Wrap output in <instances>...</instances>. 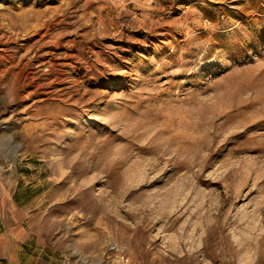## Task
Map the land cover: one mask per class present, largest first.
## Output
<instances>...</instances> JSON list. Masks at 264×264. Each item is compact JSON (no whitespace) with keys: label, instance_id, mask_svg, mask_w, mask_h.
I'll return each instance as SVG.
<instances>
[{"label":"rangeland","instance_id":"374dc122","mask_svg":"<svg viewBox=\"0 0 264 264\" xmlns=\"http://www.w3.org/2000/svg\"><path fill=\"white\" fill-rule=\"evenodd\" d=\"M0 34V185L33 241L264 264V0H0Z\"/></svg>","mask_w":264,"mask_h":264},{"label":"crops","instance_id":"0c3cea01","mask_svg":"<svg viewBox=\"0 0 264 264\" xmlns=\"http://www.w3.org/2000/svg\"><path fill=\"white\" fill-rule=\"evenodd\" d=\"M2 184V182H1ZM18 181L11 187L12 196ZM25 214L7 199L0 185V264H64L53 248L40 247L24 224Z\"/></svg>","mask_w":264,"mask_h":264},{"label":"bare ground","instance_id":"6f19581e","mask_svg":"<svg viewBox=\"0 0 264 264\" xmlns=\"http://www.w3.org/2000/svg\"><path fill=\"white\" fill-rule=\"evenodd\" d=\"M3 34H0V38H1V36H2ZM4 38V37H3ZM41 38H39V40H40ZM38 40V39H37ZM36 40V41H37ZM6 51V48H2V47H0V55L1 54H3L4 52ZM48 63H51V61L50 60H46V61H44V64H48ZM60 67H62V68H59V71H60V73L61 72H63L64 71V69H63V67H65V66H70L73 70H72V72H74L75 74H79L80 73V71L82 70V66L79 64V63H70V62H63V63H61L60 65H59ZM13 152H14V157L17 155V150H12ZM239 151H242L241 149H239ZM203 167V165H201L200 166V168H199V170L196 172V177L199 179V180H202L201 179V174H200V171H201V168ZM234 197L236 198V197H240V191L239 190H237L236 192H234ZM115 247H113L112 249H114Z\"/></svg>","mask_w":264,"mask_h":264},{"label":"built area","instance_id":"2783aa9c","mask_svg":"<svg viewBox=\"0 0 264 264\" xmlns=\"http://www.w3.org/2000/svg\"><path fill=\"white\" fill-rule=\"evenodd\" d=\"M2 161V157H0V182L2 180V176H3V172H4V165L3 163H1ZM63 262L64 264H83V263H79V262H73L68 258H63Z\"/></svg>","mask_w":264,"mask_h":264}]
</instances>
